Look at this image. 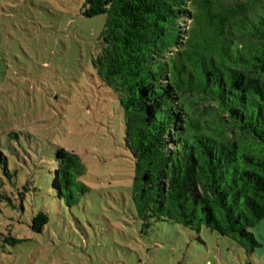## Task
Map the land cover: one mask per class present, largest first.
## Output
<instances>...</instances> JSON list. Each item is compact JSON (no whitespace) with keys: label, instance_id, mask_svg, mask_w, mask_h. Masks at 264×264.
I'll use <instances>...</instances> for the list:
<instances>
[{"label":"trees","instance_id":"1","mask_svg":"<svg viewBox=\"0 0 264 264\" xmlns=\"http://www.w3.org/2000/svg\"><path fill=\"white\" fill-rule=\"evenodd\" d=\"M84 9L107 16L93 65L124 113L138 218L146 228L204 226L254 251L264 221V12L224 0H86ZM209 106L212 116L197 115ZM42 161L38 174L75 203L87 189L79 156L59 149ZM48 224L40 211L30 227Z\"/></svg>","mask_w":264,"mask_h":264},{"label":"rangeland","instance_id":"2","mask_svg":"<svg viewBox=\"0 0 264 264\" xmlns=\"http://www.w3.org/2000/svg\"><path fill=\"white\" fill-rule=\"evenodd\" d=\"M224 1L264 12V0ZM85 3L0 0V264H264V221L251 251L204 226L138 218L124 113L93 65L107 16L85 17ZM59 149L85 167L72 205L38 174ZM40 211L49 224L36 233Z\"/></svg>","mask_w":264,"mask_h":264}]
</instances>
